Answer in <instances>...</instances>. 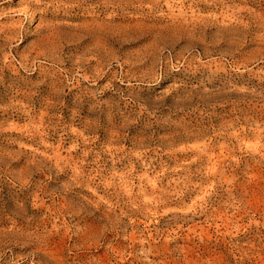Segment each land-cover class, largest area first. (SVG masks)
I'll return each mask as SVG.
<instances>
[{
	"label": "rangeland",
	"instance_id": "1",
	"mask_svg": "<svg viewBox=\"0 0 264 264\" xmlns=\"http://www.w3.org/2000/svg\"><path fill=\"white\" fill-rule=\"evenodd\" d=\"M0 264H264V0H0Z\"/></svg>",
	"mask_w": 264,
	"mask_h": 264
},
{
	"label": "bare ground",
	"instance_id": "2",
	"mask_svg": "<svg viewBox=\"0 0 264 264\" xmlns=\"http://www.w3.org/2000/svg\"><path fill=\"white\" fill-rule=\"evenodd\" d=\"M90 19V18H89ZM27 180V179H26ZM42 250V249H41ZM38 251V250H37ZM47 253V252H46Z\"/></svg>",
	"mask_w": 264,
	"mask_h": 264
}]
</instances>
